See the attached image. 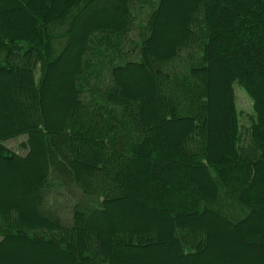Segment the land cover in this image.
<instances>
[{
  "label": "trees",
  "instance_id": "16d2710c",
  "mask_svg": "<svg viewBox=\"0 0 264 264\" xmlns=\"http://www.w3.org/2000/svg\"><path fill=\"white\" fill-rule=\"evenodd\" d=\"M135 1L0 0V191L26 201L0 200V264L264 263L230 246L264 251V0H178L165 15L155 0L137 58L106 65ZM168 14L177 35L160 44ZM235 83L252 100L246 138ZM19 135L24 154L3 144Z\"/></svg>",
  "mask_w": 264,
  "mask_h": 264
},
{
  "label": "rangeland",
  "instance_id": "374dc122",
  "mask_svg": "<svg viewBox=\"0 0 264 264\" xmlns=\"http://www.w3.org/2000/svg\"><path fill=\"white\" fill-rule=\"evenodd\" d=\"M180 1V0H179ZM178 0H168L167 4H166V11L164 13V15L168 12H171L172 9L171 7L175 8L179 6L180 2ZM156 1L155 0H137L134 2L133 4V10H134V14H135V25L134 28L129 31L127 34L124 35V45L121 48V52H113L112 57H110L109 55H106L104 57V62L106 65L109 64V61H114L115 63H119L121 61H124V59H132V58H137V53H138V48L139 47V43H140V30L143 28V25L145 24V20L146 17L148 15V12H150V10L153 8V6L155 5ZM163 15V19H164V24L162 25V27L160 28V35L158 36V40H161L163 42L162 43H168L173 37H175V23L172 17H169L170 15L168 14L167 16ZM178 22V21H177ZM177 27V25H176ZM179 30V28L177 29ZM120 53V54H119ZM125 54V55H124ZM116 55V57H115ZM222 65L220 64V71H222V73H224V75L227 74V70L224 67H221ZM143 72V71H142ZM130 74V73H129ZM66 72L62 73L60 78L61 80H65L66 78ZM146 73H138L135 72V74H131L128 75L126 77H124V85L126 86V88H128L130 91H132V89H134L133 87L135 86V84H137L138 86L141 85L142 82L145 83L144 79H146ZM57 79V78H56ZM59 79V77H58ZM126 83V84H125ZM139 93V92H138ZM234 95H235V106H236V110L238 113V120H239V126H240V131L242 134V138H246L247 134V128L250 125V118L252 116L253 113V109H252V100L250 98V96L248 95V93L246 92V90L238 83L234 84ZM224 96V93H223ZM219 98L220 95H219ZM224 98V97H223ZM216 101V100H215ZM216 105V114H215V119L216 122L220 121L224 116V110L221 107V104L217 103ZM226 112V111H225ZM26 140V136L25 135H19L17 137L14 138H10L7 139L6 141L3 142V144H5V146H7L10 150L17 152L19 154H24L26 152V149L23 148L21 145V143L25 142ZM24 176H27V173L29 172L28 169H24L22 171ZM4 171L1 172V176H0V187L3 186L4 183H1L2 181V177H5ZM29 175V174H28ZM20 180V179H19ZM17 180V181H19ZM14 181V180H12ZM18 185H21V183H18ZM1 190V189H0ZM17 189L14 190H10L8 191L7 194L2 193L0 191V200H2V198H4L5 200H13L22 204H25L26 201H22L18 195V192L16 191ZM60 195L58 196V201L60 202L61 205H66V203L68 202V196L66 194H63L62 192H58ZM137 209V208H136ZM139 209V208H138ZM140 210V209H139ZM139 212H142L143 214H148L146 212H143L142 210H140ZM62 215L64 218L69 217V210L64 209L62 211ZM117 225V224H116ZM217 237H214V239ZM237 242L234 245H230L231 248L233 249V251L236 253L237 249H244L246 251V255L250 256L253 259L259 260L260 262H264V251L262 248H259V246H257L256 244H251V245H245L246 242L240 237L236 238ZM21 246V245H20ZM22 248V246H21ZM230 248V249H231ZM10 249L7 248L5 250H2V252L4 253H9ZM1 253V252H0ZM17 256L19 257L18 259H20L21 262L17 263V264H55V262H60L62 264H72L69 263V260L66 259H50L48 260L47 257H45L42 253H38L33 255L32 257L29 256H25L23 254H17ZM166 259L168 260H172V253L165 256ZM60 258V257H58ZM120 258L122 259V254H120ZM123 261V259H122ZM175 264H178V259H174L173 260ZM58 264V263H57ZM114 264H118V262H114ZM198 264H204V262H198ZM264 264V263H262Z\"/></svg>",
  "mask_w": 264,
  "mask_h": 264
}]
</instances>
